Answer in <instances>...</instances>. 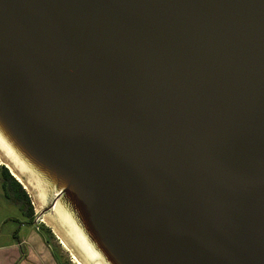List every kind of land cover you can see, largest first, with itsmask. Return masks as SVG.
<instances>
[{
  "label": "water",
  "instance_id": "1",
  "mask_svg": "<svg viewBox=\"0 0 264 264\" xmlns=\"http://www.w3.org/2000/svg\"><path fill=\"white\" fill-rule=\"evenodd\" d=\"M0 142L91 264H264V0H0Z\"/></svg>",
  "mask_w": 264,
  "mask_h": 264
},
{
  "label": "rangeland",
  "instance_id": "2",
  "mask_svg": "<svg viewBox=\"0 0 264 264\" xmlns=\"http://www.w3.org/2000/svg\"><path fill=\"white\" fill-rule=\"evenodd\" d=\"M0 164L3 165L1 159ZM1 181L0 171V245L12 240L13 236L19 239L34 238L41 242L43 240L50 253L56 255L61 264H80L81 260L78 254L67 245L61 230L50 219L42 217V213H38L37 202L34 198L27 193L33 207V215L30 220H27L19 212L18 207L4 197ZM44 206V208L47 207L46 204ZM51 213L54 214L52 210Z\"/></svg>",
  "mask_w": 264,
  "mask_h": 264
},
{
  "label": "bare ground",
  "instance_id": "3",
  "mask_svg": "<svg viewBox=\"0 0 264 264\" xmlns=\"http://www.w3.org/2000/svg\"><path fill=\"white\" fill-rule=\"evenodd\" d=\"M0 159L3 163V165L9 170L11 175L20 183V185L23 187V189L31 196L34 198L35 202H37L38 206V213H42V217L48 218L52 221V223L61 230L62 235L66 239V243L68 246L74 249L76 253L78 254L81 263L82 264H91L90 260V255L89 253L81 246L79 243L76 235L74 234V230L70 227L69 224H66L67 220L63 219L60 214L57 212V216L51 213V210H46L44 208V203L41 200L42 197L38 196L31 185L29 184V181L27 182L26 179L23 178L22 170L20 167L14 162V160L10 157L9 152L7 149L2 145L0 142ZM2 165V164H0ZM41 198V199H40ZM66 221V222H65ZM80 263V264H81ZM95 264H97L94 261Z\"/></svg>",
  "mask_w": 264,
  "mask_h": 264
},
{
  "label": "crops",
  "instance_id": "4",
  "mask_svg": "<svg viewBox=\"0 0 264 264\" xmlns=\"http://www.w3.org/2000/svg\"><path fill=\"white\" fill-rule=\"evenodd\" d=\"M34 247V248H33ZM0 264H57L47 245L37 239L12 240L0 245Z\"/></svg>",
  "mask_w": 264,
  "mask_h": 264
},
{
  "label": "trees",
  "instance_id": "5",
  "mask_svg": "<svg viewBox=\"0 0 264 264\" xmlns=\"http://www.w3.org/2000/svg\"><path fill=\"white\" fill-rule=\"evenodd\" d=\"M0 171L2 175L1 189L4 197L13 202L18 207L19 212L27 220H30L33 215V207L27 192L4 165H0ZM53 257L57 264H61L56 255H53Z\"/></svg>",
  "mask_w": 264,
  "mask_h": 264
}]
</instances>
